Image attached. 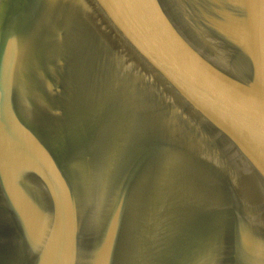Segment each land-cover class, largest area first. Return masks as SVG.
I'll use <instances>...</instances> for the list:
<instances>
[{"label":"water","instance_id":"water-1","mask_svg":"<svg viewBox=\"0 0 264 264\" xmlns=\"http://www.w3.org/2000/svg\"><path fill=\"white\" fill-rule=\"evenodd\" d=\"M0 264H264V0H0Z\"/></svg>","mask_w":264,"mask_h":264}]
</instances>
